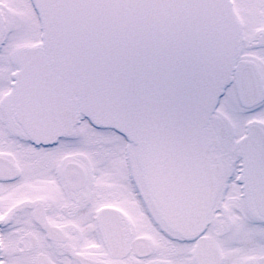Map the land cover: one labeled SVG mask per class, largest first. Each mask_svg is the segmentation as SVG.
I'll list each match as a JSON object with an SVG mask.
<instances>
[{
  "label": "snow or ice",
  "instance_id": "snow-or-ice-1",
  "mask_svg": "<svg viewBox=\"0 0 264 264\" xmlns=\"http://www.w3.org/2000/svg\"><path fill=\"white\" fill-rule=\"evenodd\" d=\"M0 264H264V0H0Z\"/></svg>",
  "mask_w": 264,
  "mask_h": 264
}]
</instances>
